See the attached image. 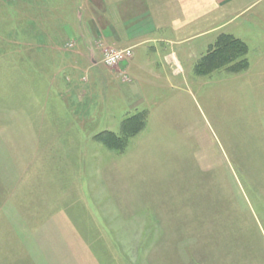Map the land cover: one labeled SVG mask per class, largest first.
<instances>
[{
    "label": "rangeland",
    "instance_id": "374dc122",
    "mask_svg": "<svg viewBox=\"0 0 264 264\" xmlns=\"http://www.w3.org/2000/svg\"><path fill=\"white\" fill-rule=\"evenodd\" d=\"M36 1L0 0V264H264V45L212 71L214 38L192 39L174 88L90 106L119 65L72 72L76 44L55 49L59 18ZM138 113L124 151L99 140Z\"/></svg>",
    "mask_w": 264,
    "mask_h": 264
},
{
    "label": "crops",
    "instance_id": "0c3cea01",
    "mask_svg": "<svg viewBox=\"0 0 264 264\" xmlns=\"http://www.w3.org/2000/svg\"><path fill=\"white\" fill-rule=\"evenodd\" d=\"M50 3L56 12L61 29L54 36L59 51L69 43L76 44L71 51V70L96 69L102 62V49H132L133 57L115 69L106 68L107 79L97 76L98 82L89 85L85 99L90 106L101 96L113 94L139 109L140 84L160 87L159 83L174 88L173 78L180 74L183 64L175 46L212 36L208 51L223 35H230L248 45H264V0H37ZM201 21L194 29L190 20ZM195 26V25H194ZM65 29V30H64ZM60 32H62L60 34ZM64 39H63V37ZM60 36V37H59ZM101 44V46H99ZM99 46V47H98ZM142 57L145 60L141 59ZM151 62H149V59ZM99 61V62H98ZM150 64V65H147ZM175 66L178 69H174ZM180 68V70H179ZM67 79V78H66ZM84 79V78H83ZM79 76L68 78L67 87ZM90 79L87 83L89 84ZM70 86V87H69ZM79 88V87H78ZM76 87V90L78 89ZM155 88V87H153ZM117 91V92H116ZM79 95H75L78 100ZM94 101V102H92ZM79 108L89 116L85 103ZM139 114V113H138ZM135 116V115H133ZM92 117V115H91ZM129 118V117H127ZM125 118L123 122L127 119ZM122 122V124H123ZM121 124V125H122Z\"/></svg>",
    "mask_w": 264,
    "mask_h": 264
},
{
    "label": "trees",
    "instance_id": "16d2710c",
    "mask_svg": "<svg viewBox=\"0 0 264 264\" xmlns=\"http://www.w3.org/2000/svg\"><path fill=\"white\" fill-rule=\"evenodd\" d=\"M210 50L203 59L207 61V64L203 65L206 69L218 71L222 67H227V70L232 71L236 67H247L244 58L248 55L249 48L244 42L233 36H221ZM144 117L143 113H139L127 118L122 124V130L125 132L123 137L108 133V135L102 136L99 140L106 147L124 151L128 146L129 140L143 130L146 121Z\"/></svg>",
    "mask_w": 264,
    "mask_h": 264
},
{
    "label": "built area",
    "instance_id": "2783aa9c",
    "mask_svg": "<svg viewBox=\"0 0 264 264\" xmlns=\"http://www.w3.org/2000/svg\"><path fill=\"white\" fill-rule=\"evenodd\" d=\"M133 57L131 49H109L105 52L103 62L107 67H114L119 65L125 60H129Z\"/></svg>",
    "mask_w": 264,
    "mask_h": 264
}]
</instances>
